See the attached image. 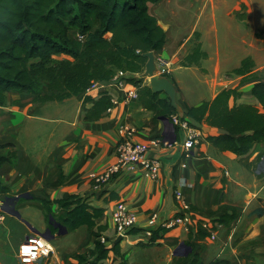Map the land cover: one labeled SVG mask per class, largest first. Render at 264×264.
I'll return each instance as SVG.
<instances>
[{"label":"crops","instance_id":"1","mask_svg":"<svg viewBox=\"0 0 264 264\" xmlns=\"http://www.w3.org/2000/svg\"><path fill=\"white\" fill-rule=\"evenodd\" d=\"M148 12L166 34L164 47L154 54L156 60L171 63L168 71L159 67V73L175 86L183 113L224 89L241 92L237 104L259 107L251 89L264 82V0H160L149 4ZM197 45L207 58L198 65L182 66L183 58ZM245 58H251L255 67L253 78L242 82V77L231 72ZM126 74V81L133 78L139 87L149 86L148 78ZM132 87L127 82L120 89L112 80L102 81L78 96L44 105L34 104L32 94L6 93L0 109V145H11L16 159L0 166V178L10 191L0 197V264H21L19 245L37 236L34 232L44 234L49 229L38 200L70 195L102 209V216L92 229L82 226L63 236L56 235L53 227V238L43 237L51 247L50 255L34 264H69L74 254L89 257L99 227H104L99 234L111 248L119 238L110 221L118 203L132 210L138 222L118 242L120 257L110 251L100 264H173L179 258L175 250L181 244L188 246L186 242L204 264H264V177L253 169L263 160L264 146L255 144L246 155L235 157L213 147L206 137L220 132L202 125L200 144L186 157L182 147L185 132L172 124L170 116L166 121L160 117L153 121L154 112L145 109L139 98L125 101L126 91ZM102 94L113 107L98 120L85 121ZM159 98L166 96L160 94ZM122 127L131 129V140L146 144L148 157L160 162L159 177L150 180L139 170L122 171L96 188L89 176L115 163L116 144L124 136ZM175 191L192 207L190 226L160 232L152 242L147 220L152 213L158 215L159 223L180 213ZM7 198H17L14 209L18 216L1 210ZM224 205L236 208L238 217L226 226L218 225L214 239H200L198 224L216 219L218 208ZM29 209L40 213V225L29 219ZM52 211L56 213L55 205Z\"/></svg>","mask_w":264,"mask_h":264},{"label":"trees","instance_id":"2","mask_svg":"<svg viewBox=\"0 0 264 264\" xmlns=\"http://www.w3.org/2000/svg\"><path fill=\"white\" fill-rule=\"evenodd\" d=\"M158 1L0 0V109L4 107L6 93L10 91L32 94L34 104L44 105L78 96L94 83L111 80L119 70L141 74L146 61L142 54L157 53L166 43L165 32L148 12L149 4ZM77 35L83 40H79ZM206 58V53L197 45L183 58L181 65H198ZM254 67L251 58H245L231 73L242 77V82H245L253 78ZM127 82L137 89L142 106L154 112L153 121L157 117L177 114L169 100L159 98L160 94L154 93L149 86L139 87L133 78ZM44 88L46 93H43ZM251 95L259 107L237 104L241 92L224 89L212 100L187 109L180 117L200 130L202 125L217 129L220 133L207 136L206 140L219 151L240 157L255 144L264 146V82L256 83ZM112 107L109 97L102 94L84 120H98ZM11 147L9 144L0 145V166L15 161L16 151ZM258 176L264 177V174ZM9 192L0 178V197ZM38 201L44 207L45 219L52 233L56 232L53 223L60 224L67 232L82 226L92 229L96 226V219L103 214L102 209L89 207L77 195ZM52 205L56 206V213L52 211ZM216 214L218 217L207 224L210 231L216 230L218 225L230 224L239 212L224 205ZM103 229L99 227V231ZM209 230L198 224V237L207 238ZM99 231L93 234L95 241L90 256L74 254L69 264H100L108 258L110 251L115 257H120L118 243L107 248L98 240ZM166 231L152 230L151 241ZM186 244L192 248L191 252L186 257L175 258L173 264H204L199 253L194 252L193 245Z\"/></svg>","mask_w":264,"mask_h":264},{"label":"built area","instance_id":"3","mask_svg":"<svg viewBox=\"0 0 264 264\" xmlns=\"http://www.w3.org/2000/svg\"><path fill=\"white\" fill-rule=\"evenodd\" d=\"M79 40H83L82 36H76ZM159 67H164L166 71L170 69L171 63L165 60H156ZM126 72L116 71L112 77V81L117 88L123 89L127 85ZM98 83H94L92 88L96 87ZM138 93L135 87L126 91L124 97L125 101L129 99H137ZM108 109L107 111H109ZM170 120L172 124L178 129L185 132L186 139L183 142V149L185 156L189 157V152L192 148L200 144V140L203 137L202 130L188 125L186 120L181 119L177 114L171 115ZM124 132V136L117 142L115 148L116 161L106 171L99 174H90V180L94 187H98L102 183L108 182L114 175L121 173L122 171L134 172L141 171L142 176L150 180H157L160 172V162L156 159L148 157L149 148L146 144L134 142L129 137L132 130L127 127L121 128ZM174 197L178 202L180 213L174 218L160 222L158 215L152 213L147 220V226L151 233L154 229L169 230L176 227H182L187 230L192 221V207L185 202L179 191L174 192ZM111 224L114 226L115 235L118 237H124L128 232L133 229L138 222L136 214L128 209L123 203H118L111 212L110 218ZM203 229L209 230L206 223L202 224ZM211 240L214 239V231L209 230V236ZM99 242L103 245H107V240L103 237H99ZM51 247L48 242L40 236H32L27 238L21 243L17 250V257L21 264H34L41 258H46L51 253Z\"/></svg>","mask_w":264,"mask_h":264},{"label":"water","instance_id":"4","mask_svg":"<svg viewBox=\"0 0 264 264\" xmlns=\"http://www.w3.org/2000/svg\"><path fill=\"white\" fill-rule=\"evenodd\" d=\"M142 57L145 58V64L143 67V72L140 74L142 78H148L149 79V87L154 93L164 94L166 98L169 100L171 107L176 111V113L179 116H182L183 111L180 107V105L176 101V88L173 85V83L166 77L160 76L159 73V65L156 61L155 54L153 52H147L142 54ZM161 121H166L165 117L159 118ZM264 160V155H263ZM258 173V172H256ZM17 201V198H7L4 203V207H1V210L13 214L15 216H18V213L15 211V203ZM10 205V208L7 209L6 206ZM53 227L57 229L56 235L62 236L67 233V230L61 226L58 223H53ZM37 236L46 237L47 239L53 238V234L50 231V229H47L44 234H39L37 232H34ZM121 240V237H119L114 244H117ZM191 252V248L181 244L174 252L175 256L178 257H186Z\"/></svg>","mask_w":264,"mask_h":264},{"label":"rangeland","instance_id":"5","mask_svg":"<svg viewBox=\"0 0 264 264\" xmlns=\"http://www.w3.org/2000/svg\"><path fill=\"white\" fill-rule=\"evenodd\" d=\"M73 35V33H71ZM58 60V59H55ZM254 171L260 173V174H264V160H260L254 167H253ZM3 202V199H2ZM10 205H7L6 207H9ZM27 213H29V215H31V217L29 219H33L38 225L41 224V215L40 213H38L36 210L33 209H29L27 211ZM29 217V216H28ZM33 217V218H32ZM113 231L115 233V229L114 226L111 224ZM63 236V235H62ZM108 247V244H107Z\"/></svg>","mask_w":264,"mask_h":264}]
</instances>
